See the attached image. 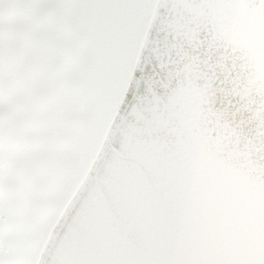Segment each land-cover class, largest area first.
Wrapping results in <instances>:
<instances>
[{"label":"water","instance_id":"1","mask_svg":"<svg viewBox=\"0 0 264 264\" xmlns=\"http://www.w3.org/2000/svg\"><path fill=\"white\" fill-rule=\"evenodd\" d=\"M209 14L218 38L244 54L253 72L250 83L259 82L264 89V0L252 6L242 0H227L212 8ZM114 18L115 43L125 62L121 43L124 20ZM139 58L137 53L136 60ZM130 80L129 74L100 145L52 225L35 264H49L70 220L97 182L117 180L128 209L148 214L151 226L159 228L162 237L167 226H173V214L180 211L181 196L192 201L195 188H200L210 198H215L221 189L230 190L236 198L256 205L258 209H253L256 215H263L264 161L255 159L247 146L241 149L234 143V133L228 132L226 126L217 123V129L222 130L215 136L212 134L209 125L213 113L205 108L207 101L203 91L187 81L170 90L174 91L170 105L164 100L161 107L153 106L158 112L171 114L175 137L170 138L158 133L165 122H160L152 132L141 130L135 119L127 121L124 117L121 104ZM150 107L148 104L146 113L151 115ZM195 111L196 114H192ZM152 121L157 125L154 116ZM240 209L249 215L236 216L234 210L223 206L215 211L223 212L229 227L264 242V223L242 205Z\"/></svg>","mask_w":264,"mask_h":264},{"label":"trees","instance_id":"2","mask_svg":"<svg viewBox=\"0 0 264 264\" xmlns=\"http://www.w3.org/2000/svg\"><path fill=\"white\" fill-rule=\"evenodd\" d=\"M55 23L56 28H50L47 25L42 27L39 32L34 33L29 30L32 40L38 41L36 43L37 48H31L30 51L21 53L14 49L5 48L3 50L4 58L0 57V77L3 74L5 77L3 83L8 82L5 89L0 88V103H6L4 104L6 108L0 110V124L7 127L6 133H8L3 142L5 152L3 154L7 159L6 163L16 162V167L22 169L19 177L22 183L27 182L25 180L29 178L30 186H34L27 195L29 206L27 211L22 212V217L26 212L29 215L39 213L41 207L45 204L47 206L46 202L55 196L48 189L57 183L49 182L47 184L39 175L44 171L41 166L33 165L28 168L25 163H33L36 155L42 154V157L55 159L59 163L53 172H61L62 177L66 175V172L71 168L69 162L75 161V156H81L75 154L78 145L82 143L83 146L85 137L91 135V130L86 125L95 118L94 114H96L97 109L94 110V107L98 101L97 98L99 100L104 98L106 103L103 92L99 90L104 82L99 79L109 78L111 80L120 77L121 65L115 64L114 61L110 62L118 54L110 52L108 42L100 36L102 30L107 33L109 30H114L116 24H112L113 22H109L108 18L106 20L104 17L80 22L65 18ZM57 25H63V30H58ZM22 56L25 57V61L21 60ZM10 66L12 70L10 68L8 70L7 67ZM18 69H20L22 76L18 73ZM122 90L123 88H121L119 95H121ZM119 95L114 106H112V113ZM102 137L97 140V149ZM82 146L78 153L83 149ZM66 169L67 171H65ZM33 172L36 174L30 177ZM61 181L63 182V178ZM217 192L215 198H210L204 191H200V188H195L192 201L186 196H181L179 203L181 208L178 212L182 216V223L184 225L196 223V221L203 223L205 219L209 218L211 219L209 224L212 225L213 221V225L216 227V220L212 219V214L217 213L215 208L223 206L225 209L234 210L236 216L249 215L243 213L240 205L247 212L254 214L257 220L264 223V213L259 216L253 210L257 208L256 205L236 198L230 190L221 189ZM13 196L18 197L15 193ZM21 198H24V194ZM256 203L259 206V203ZM200 216L202 219L199 218ZM2 219L7 220L5 217ZM54 222L52 223L54 224ZM53 224H51L50 229ZM197 232L202 234L201 239L205 242L223 239L213 234L207 227L196 228ZM183 239L189 242L195 237L186 234ZM2 241L0 238V254L3 252ZM198 242L201 241L198 240ZM219 244L225 246V243ZM42 246L43 244L34 257L33 264L36 263ZM219 248L214 246L206 248V253L209 252L207 254L210 258L205 264H229V262L249 264V262H257L253 256L255 253H251L250 247L241 243V240L233 242L225 249L220 250ZM196 255L193 254V260L196 259ZM260 262H262L260 264H264V257ZM85 263L83 261L82 264ZM0 264L3 262L1 261Z\"/></svg>","mask_w":264,"mask_h":264},{"label":"rangeland","instance_id":"3","mask_svg":"<svg viewBox=\"0 0 264 264\" xmlns=\"http://www.w3.org/2000/svg\"><path fill=\"white\" fill-rule=\"evenodd\" d=\"M104 18L106 20L108 18L109 22L115 24L114 17ZM55 24H48V26L56 28ZM57 29L60 30L58 27ZM100 36L108 42L109 51L118 54L113 58L114 60L110 59V62L114 61L115 64L121 65L120 77L111 80L99 79L104 82L99 90L103 92L106 103L104 98H101L103 100L97 98L98 101L94 107V110L97 109L95 118L86 125L91 130V135L85 137L83 146L82 143L78 145L75 154L81 156H75V161L69 162L71 168L68 171L65 170L66 175L62 177L61 172H53L59 163L55 159L42 157V154H37L33 163H25L28 168L33 165L41 166L44 171L39 175L47 184L57 182L48 189L55 196L46 202L47 206L45 204L40 208L39 213L29 215L26 212L22 217V212L29 206L27 195L34 186H30L29 178L25 180L27 182L22 183L19 179L22 169L16 167V162L6 163L3 142L8 133H6L7 127L0 124V238L3 240L0 262L2 261L3 264H33L34 257L44 243L52 222L55 221L64 203L79 184L78 182L81 181L90 160L94 157L97 140L103 136L108 119L112 116V106L121 88L125 86V62L115 43V29L107 33L102 30ZM37 42L35 39L32 40L31 33L26 29L4 43L0 49V57L4 58L5 48L14 49L19 53L28 52L31 48H37ZM7 68L12 70L11 66ZM4 78L2 74L0 77L2 89H5L8 84V82L3 83ZM4 104L0 103V110L6 108ZM81 146L83 149L78 153ZM35 174L33 172L30 177ZM14 193L18 197L15 198ZM23 194L24 198H21ZM3 217L7 220H3ZM212 219L216 220V227L213 221L212 225L209 224L211 220L209 218L203 223L196 221V223L184 225L181 214H173V226H167L165 237H162L160 229L151 226L148 214L128 209L117 180L97 182L70 220L49 264H82L83 261L86 262L85 264H205L210 258L207 254L209 252L206 253L207 247H220L221 250L240 240L241 243L250 247L251 253H255L253 256L257 262L252 260L254 262L249 264L262 263L260 261L264 257V242L229 227L223 212L212 215ZM202 227H207L213 234L223 239L212 242L202 241V234L196 233V228ZM186 234L193 235L195 239L185 241L183 238ZM219 243H225V246ZM193 254H197L195 260L192 258ZM232 263L235 264L229 262V264ZM239 264L248 263L240 262Z\"/></svg>","mask_w":264,"mask_h":264},{"label":"snow or ice","instance_id":"4","mask_svg":"<svg viewBox=\"0 0 264 264\" xmlns=\"http://www.w3.org/2000/svg\"><path fill=\"white\" fill-rule=\"evenodd\" d=\"M223 2L227 0H0V49L26 29L39 32L65 18L121 17L125 79L131 75L121 104L124 117L133 119L134 110L153 93L166 98L172 88L191 81L213 113L212 134L222 130L217 123L226 126L234 143L264 161V89L259 82L250 83L253 72L244 54L218 38L209 13ZM242 2L252 6L260 0Z\"/></svg>","mask_w":264,"mask_h":264},{"label":"flooded vegetation","instance_id":"5","mask_svg":"<svg viewBox=\"0 0 264 264\" xmlns=\"http://www.w3.org/2000/svg\"><path fill=\"white\" fill-rule=\"evenodd\" d=\"M172 92H174V91L172 90ZM172 92H169V94L167 95L166 98H164L162 96H157V95H155L153 93L151 99L145 98V101L146 102L144 103L143 107H141L139 110L138 109L137 110H134V118H133V120L134 119L136 120V123L135 124L136 125H139V127H140L141 130L142 129L143 130L149 129L152 132H155L156 129L154 127L159 126L160 125V122H165L166 124L163 126V129L164 130L161 129V132H158V133L161 136H164V137H165V135H167L170 138H174L175 137L173 135V131H175V129L172 126L173 124L171 122L172 121L171 114L168 115L167 113H165L163 111L158 112L157 109H154L153 108L154 105L161 107L163 105V103H164L163 102L164 100L166 101L167 105H170V103H168V102H171L170 100L172 98H174V93H172ZM156 102L161 103V104L158 105V103H156ZM148 104H149V106H151L150 107V113H151V115L146 113V112H149V108L147 109ZM192 114H196V111L194 113H192ZM153 116L156 119L157 125L155 123H153V121H152ZM128 120L129 119H127V121ZM149 126H151V127H149ZM152 132L149 131L150 134Z\"/></svg>","mask_w":264,"mask_h":264},{"label":"bare ground","instance_id":"6","mask_svg":"<svg viewBox=\"0 0 264 264\" xmlns=\"http://www.w3.org/2000/svg\"><path fill=\"white\" fill-rule=\"evenodd\" d=\"M20 59H21V58H20ZM21 60H24V61H25L26 59H25L24 56H22V59H21ZM43 66H45V65H43ZM18 73L20 74V76H22V75H21V71H20V69H18Z\"/></svg>","mask_w":264,"mask_h":264}]
</instances>
